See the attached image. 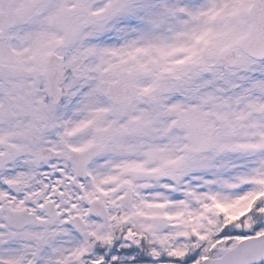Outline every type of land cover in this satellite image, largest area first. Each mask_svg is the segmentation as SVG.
Instances as JSON below:
<instances>
[{
    "label": "snow or ice",
    "instance_id": "6c2138e0",
    "mask_svg": "<svg viewBox=\"0 0 264 264\" xmlns=\"http://www.w3.org/2000/svg\"><path fill=\"white\" fill-rule=\"evenodd\" d=\"M0 264H264V0H0Z\"/></svg>",
    "mask_w": 264,
    "mask_h": 264
}]
</instances>
